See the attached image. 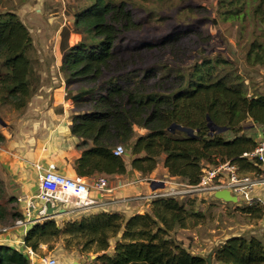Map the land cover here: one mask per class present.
<instances>
[{"label":"trees","instance_id":"1","mask_svg":"<svg viewBox=\"0 0 264 264\" xmlns=\"http://www.w3.org/2000/svg\"><path fill=\"white\" fill-rule=\"evenodd\" d=\"M142 1L146 0H76L73 26L81 40L64 50L60 72L75 110L71 134L79 139L76 148L81 151L75 161L77 175L88 178L137 171L147 177L162 156L169 176L191 185L200 182L203 168L226 160L242 172H255L259 165L243 155L254 151L258 142L242 132L249 120L264 126V94L250 96L235 62L219 54L202 58L187 74L172 78L161 79L154 68L133 67L135 63L125 54L159 47L140 43L122 51L123 37L143 27L135 11ZM224 2L237 7L242 20L246 7L252 6L250 0ZM260 10L258 6L255 13ZM260 18L264 26V15ZM178 38L181 35L161 45ZM34 46L20 17L13 11L0 12V107L24 113L39 92L42 76L30 56ZM247 60L264 65V45L253 41ZM137 129L146 132L139 135ZM6 142L0 131V146ZM118 146L124 147L123 156L114 154ZM191 204L185 199L158 198L149 212L130 218L100 212L67 221L62 227L55 219L45 220L29 228L24 247L40 251L65 235L67 248L74 244L80 251H95L92 264H207L204 256L189 252L171 235L178 228H191V217L200 216L190 211ZM237 208L254 220L264 217V207L259 205ZM5 212L0 204L1 219ZM12 217L16 221L22 215L13 213ZM117 237L113 254L106 253L111 239ZM23 249L1 245L0 264H29ZM213 264H264V237L228 238L214 250Z\"/></svg>","mask_w":264,"mask_h":264},{"label":"rangeland","instance_id":"2","mask_svg":"<svg viewBox=\"0 0 264 264\" xmlns=\"http://www.w3.org/2000/svg\"><path fill=\"white\" fill-rule=\"evenodd\" d=\"M51 1H0V12H15L32 34L35 46L30 52V56L33 59L36 73L42 76L41 86L52 83L51 76H49L51 73L50 64L45 51L47 45L51 43V37L56 36L57 32L53 33L55 30V24H52L51 21L53 13L48 14L43 5V3ZM224 1L228 0L142 1L135 11L137 19L143 24V27L141 30L131 32L123 37L122 51H128V48L140 43L159 45L154 51L140 54L131 52L125 56L130 57V61L136 65L133 64V67H137V69L150 70L154 68L159 72L158 76L161 79L167 75L172 78L175 75L187 74L193 65L204 57L223 55L237 65L238 73L247 85L250 96L264 94V65L249 63L247 60V52L253 41L264 45V26L260 22V15H264V0H250L252 6L246 7L248 9L244 20L241 19V12L237 7H230ZM258 6H261L262 10L260 14L255 13ZM50 9L53 11V8L50 7ZM56 11L58 12V10ZM47 22L50 23V26H45ZM62 33V41L68 42L69 31L66 30ZM178 34L181 35V38L161 45L165 39ZM71 40L76 39L72 37ZM160 85H162V81H160ZM24 113L9 107H0V119L5 123V126L0 123V131L4 134H11L14 139H20L21 137H17L15 131L20 128L18 122ZM243 126L242 133L253 137L258 142L260 132H264V126L255 124L251 120L246 121ZM29 130L28 127L25 129L26 134L24 135L27 138ZM226 137H232V134H227ZM125 159H130V156L125 155ZM258 170L257 168L255 172L258 173ZM36 183L38 182L36 181ZM18 186V183L13 180L8 182L0 180V204L6 209L4 218H0V228L14 225L13 213L22 215L24 204L19 198L23 193H15L16 190H20ZM11 198L15 200L12 201ZM185 201L189 204L192 203L189 205L190 211L200 216L191 217L189 220L190 230L178 228L171 235L180 239L191 253L197 255L207 257L225 240L244 232V229L254 222V219L240 210L241 208L233 207L232 204H224L221 200H214L210 194L205 198L196 194L193 197L185 198ZM261 201L258 205L264 207V199ZM239 206L248 205L242 203ZM55 221L61 227L67 222H63L60 218ZM14 233L13 231L12 236ZM7 235L9 234H0V246L14 245L18 247L19 245L14 243V240H18L21 236L19 235L17 239ZM66 239V236L63 235L49 244L43 245L38 252L54 256L65 263L90 254L96 257L94 250L83 252L80 251V247L74 244L67 248ZM119 239L120 237L111 239L110 248L106 253L111 254L112 247Z\"/></svg>","mask_w":264,"mask_h":264},{"label":"crops","instance_id":"3","mask_svg":"<svg viewBox=\"0 0 264 264\" xmlns=\"http://www.w3.org/2000/svg\"><path fill=\"white\" fill-rule=\"evenodd\" d=\"M43 5L44 10L48 14L53 13V18L51 19L52 24H55L53 33L57 32L56 36L51 37V43L47 45L45 51L50 64L51 73L49 76H51L52 83L42 84L39 92L29 102L23 114L24 118L21 116L18 122L20 128L15 131L16 136L21 138L14 139L11 134L5 133L7 142L5 146H0V180L5 182L13 180L18 183L20 190H16L17 192L15 193H23L19 200L24 205L29 198L36 195L38 190L36 181L38 182L39 167L46 169L50 164H55L61 174L68 177H76L78 175L75 170V161L81 155V151L76 148L79 139L71 134V117L75 114L74 105L67 98L65 79L60 72L64 50L81 40V35L73 26L74 17L77 13V2L76 0H52L50 3H43ZM50 7L53 8V11H51ZM46 25L50 26V23L47 22L45 23ZM66 30L69 31L68 42L62 41V32ZM72 37L76 40H71ZM27 127L30 129L27 131L29 132L28 138L24 135ZM145 132V130L137 129L139 135H143ZM260 139H264V132H260ZM164 159V156L159 159L157 169L147 177H143L139 172L135 171L126 174H95L86 178L91 184L99 175L107 176L111 191L99 194L91 188L90 197L97 201L95 206L87 211L77 209L74 212H69L66 210V214L56 216L53 219L60 218L64 222L77 220L83 216L100 212H117L126 218H130L135 214L149 212L151 203L131 199L139 195L150 194L154 189L153 182L159 183L163 179L171 178L164 167ZM130 161L131 157L127 160L128 167ZM174 178L183 181L181 178ZM255 195L261 200L264 199V187L257 188ZM203 196L205 198L208 194ZM213 199L221 200L215 198V196H213ZM221 201L224 204H232L233 207H240L239 205H241L239 202ZM24 205L22 208H24ZM31 226L14 228L13 231L15 233L13 236V231L8 233L9 235L7 236L10 238L21 236V238H17L18 240H14V243L19 245L18 247L9 246L19 250L23 249L24 237ZM182 230H190V228ZM245 233L263 238L264 217L260 220H254L244 229V232L234 236ZM178 240L181 241L180 239ZM114 247L115 245L110 251L111 254L114 252ZM185 248L187 249V247ZM79 259L78 257L74 258L68 263L59 260V264H76Z\"/></svg>","mask_w":264,"mask_h":264},{"label":"built area","instance_id":"4","mask_svg":"<svg viewBox=\"0 0 264 264\" xmlns=\"http://www.w3.org/2000/svg\"><path fill=\"white\" fill-rule=\"evenodd\" d=\"M126 153L123 146L116 147L114 154L123 156ZM244 157L256 161L259 172H242L231 160H226L218 166H206L202 169V177L198 184L191 185L174 177L163 179L148 195H139L131 200L152 203L158 198L185 199L194 195L210 194L214 196L217 191L228 190L237 202L248 206L258 205L262 202L256 197L257 188L264 187V139L258 141L254 151L245 153ZM93 188L99 194L109 193L108 178L99 175L90 184L86 178L76 176L68 177L61 174L55 164L46 169L39 167L38 190L36 195L29 198L22 212V218L17 219L13 226L1 227L0 234H8L17 227L33 225L45 220L53 219L48 216V205L57 210L65 208L69 212L77 209L87 211L97 204L90 197ZM25 246V245H24ZM24 255L29 264H59V260L51 255H43L30 247H24ZM95 256L90 254L81 257L77 264H92Z\"/></svg>","mask_w":264,"mask_h":264},{"label":"water","instance_id":"5","mask_svg":"<svg viewBox=\"0 0 264 264\" xmlns=\"http://www.w3.org/2000/svg\"><path fill=\"white\" fill-rule=\"evenodd\" d=\"M0 123L5 126V123L0 119ZM211 129L214 130V127L211 126ZM173 130V129H172ZM225 129H220L219 131H224ZM189 134H192L193 132L190 130H186ZM153 188H156L158 186H162L161 183L158 182H153ZM215 198L217 199H221L223 201L226 202H232V203H236L237 199L236 197L232 196L231 193L228 190H221V191H217L214 194ZM48 216L50 217H56V216H60V215H64L67 213V211L65 209H59L57 210L55 207H51L50 205H48ZM213 255L214 252H210L209 255L207 257H205V260L207 262V264H213ZM77 264V262H76Z\"/></svg>","mask_w":264,"mask_h":264}]
</instances>
